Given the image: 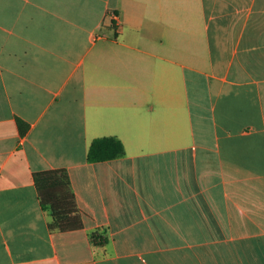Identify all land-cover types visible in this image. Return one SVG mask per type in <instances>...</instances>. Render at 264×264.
I'll return each mask as SVG.
<instances>
[{"label":"crops","instance_id":"1","mask_svg":"<svg viewBox=\"0 0 264 264\" xmlns=\"http://www.w3.org/2000/svg\"><path fill=\"white\" fill-rule=\"evenodd\" d=\"M0 264H264V0H0Z\"/></svg>","mask_w":264,"mask_h":264},{"label":"trees","instance_id":"2","mask_svg":"<svg viewBox=\"0 0 264 264\" xmlns=\"http://www.w3.org/2000/svg\"><path fill=\"white\" fill-rule=\"evenodd\" d=\"M124 143L116 136L99 137L92 141L88 161H109L123 157ZM41 205L51 217V231L71 232L83 229L84 222L78 207L70 173L67 169H50L33 173ZM92 238L97 242V234Z\"/></svg>","mask_w":264,"mask_h":264}]
</instances>
